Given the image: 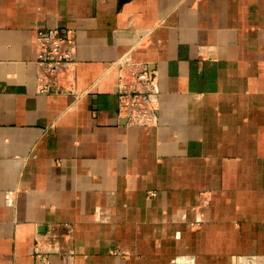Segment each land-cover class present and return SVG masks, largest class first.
<instances>
[{
	"label": "crops",
	"instance_id": "1",
	"mask_svg": "<svg viewBox=\"0 0 264 264\" xmlns=\"http://www.w3.org/2000/svg\"><path fill=\"white\" fill-rule=\"evenodd\" d=\"M54 27L74 31L77 100L36 91ZM125 53L155 72V126L117 116ZM35 246L50 264H264V0H0V264Z\"/></svg>",
	"mask_w": 264,
	"mask_h": 264
},
{
	"label": "built area",
	"instance_id": "2",
	"mask_svg": "<svg viewBox=\"0 0 264 264\" xmlns=\"http://www.w3.org/2000/svg\"><path fill=\"white\" fill-rule=\"evenodd\" d=\"M74 31L58 27L39 28L35 33L36 91L39 95L70 96L75 100L85 92H78L76 81ZM117 70V116L126 125L151 127L158 119V90L155 72L146 62L131 60L125 53L113 63ZM156 196L147 192V198ZM111 254L126 258L124 250H112ZM34 264H50L48 256L39 246L34 248Z\"/></svg>",
	"mask_w": 264,
	"mask_h": 264
},
{
	"label": "rangeland",
	"instance_id": "3",
	"mask_svg": "<svg viewBox=\"0 0 264 264\" xmlns=\"http://www.w3.org/2000/svg\"><path fill=\"white\" fill-rule=\"evenodd\" d=\"M120 257V256H119ZM127 257V256H126ZM122 258V257H121Z\"/></svg>",
	"mask_w": 264,
	"mask_h": 264
}]
</instances>
